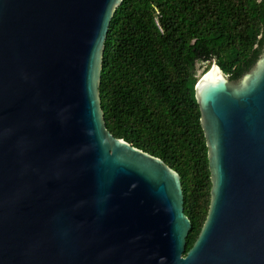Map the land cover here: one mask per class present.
<instances>
[{
	"label": "water",
	"instance_id": "obj_1",
	"mask_svg": "<svg viewBox=\"0 0 264 264\" xmlns=\"http://www.w3.org/2000/svg\"><path fill=\"white\" fill-rule=\"evenodd\" d=\"M122 0H0V264H264V44L194 86L210 179L191 223L179 174L106 128L99 85Z\"/></svg>",
	"mask_w": 264,
	"mask_h": 264
},
{
	"label": "trees",
	"instance_id": "obj_2",
	"mask_svg": "<svg viewBox=\"0 0 264 264\" xmlns=\"http://www.w3.org/2000/svg\"><path fill=\"white\" fill-rule=\"evenodd\" d=\"M263 44L264 0H122L111 21L99 85L105 126L179 174L191 223L186 251L210 191L194 86L213 60L238 80Z\"/></svg>",
	"mask_w": 264,
	"mask_h": 264
},
{
	"label": "rangeland",
	"instance_id": "obj_3",
	"mask_svg": "<svg viewBox=\"0 0 264 264\" xmlns=\"http://www.w3.org/2000/svg\"><path fill=\"white\" fill-rule=\"evenodd\" d=\"M203 69H204L203 66H197L196 67V75L199 76L202 73Z\"/></svg>",
	"mask_w": 264,
	"mask_h": 264
}]
</instances>
